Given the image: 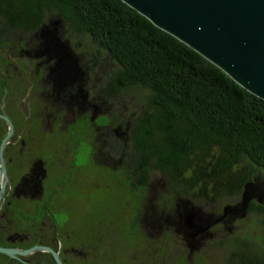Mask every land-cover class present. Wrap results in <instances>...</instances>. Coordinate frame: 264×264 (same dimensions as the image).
I'll return each mask as SVG.
<instances>
[{
    "label": "trees",
    "instance_id": "obj_1",
    "mask_svg": "<svg viewBox=\"0 0 264 264\" xmlns=\"http://www.w3.org/2000/svg\"><path fill=\"white\" fill-rule=\"evenodd\" d=\"M54 25L89 36L117 65L106 99L144 93L141 108L120 121L124 136L110 122L132 184L146 186L158 172L180 195L237 205L252 182L248 214L263 216L264 238V99L122 0H0V40ZM233 245L229 264H264L248 241Z\"/></svg>",
    "mask_w": 264,
    "mask_h": 264
},
{
    "label": "rangeland",
    "instance_id": "obj_2",
    "mask_svg": "<svg viewBox=\"0 0 264 264\" xmlns=\"http://www.w3.org/2000/svg\"><path fill=\"white\" fill-rule=\"evenodd\" d=\"M24 38L32 39L28 46L17 51L0 50L1 81H5L8 87L6 110L11 108L13 113H18V104L24 103L23 107H28L31 103L30 114L37 117L36 108L38 120L46 118L42 116L44 111L48 113L54 121L49 124L53 126L49 134L53 145L48 144V150L59 149L57 157L65 159L61 169L64 187L53 206L42 208L38 202L23 206L27 215L40 218L43 223H26L28 219L20 217L18 212L15 231L34 236V226L39 225L46 229L48 238L47 233L56 232L54 226H59L60 241H55L65 251L67 264H229L228 257L235 237L248 241L256 251L264 253L262 215L249 213L232 220L227 226L207 224L209 232L206 234L209 235L193 239L185 236L186 231H182L179 225L181 217L185 220L184 211L198 210L195 211L198 219L210 221L208 215L222 213L223 207L233 201L222 200L211 204L193 200L189 195H180L158 172L151 175L146 186L132 184L117 159L118 150L104 130L98 127L111 122L116 128L121 120L131 118L133 111L141 108L144 93L133 89L113 99L102 95L109 75L117 65L107 53H97L98 47L89 36H79L67 26L54 25L52 30L42 35ZM41 43L48 46H40ZM39 48L52 57V61L59 58L61 65L57 66L65 67L64 72L76 67L77 62L82 69L91 66L90 79L84 86L88 100L107 104V110L98 111L94 117L95 123L91 110L80 113L75 109L74 120L66 104L63 109H58L60 104L50 98L57 96L54 78L48 79L50 71L39 67L42 58L26 54ZM84 78L87 79L86 76ZM31 82L41 92L44 89L47 96L43 95L41 99L42 95L36 92L35 96L24 101ZM3 86L4 83L0 82L1 97L5 95ZM45 107L47 110H44ZM74 107L78 104L75 103ZM35 142V138L31 140V143ZM48 153L50 156L51 152ZM34 241V237L27 238L22 240V244L29 246ZM43 247L36 245L19 250H30L21 254L27 256L45 250ZM1 261L4 262L3 259Z\"/></svg>",
    "mask_w": 264,
    "mask_h": 264
},
{
    "label": "flooded vegetation",
    "instance_id": "obj_3",
    "mask_svg": "<svg viewBox=\"0 0 264 264\" xmlns=\"http://www.w3.org/2000/svg\"><path fill=\"white\" fill-rule=\"evenodd\" d=\"M47 30L50 31L52 28H48ZM47 30L40 32V35L44 34L43 32H48ZM35 35H39V33ZM31 41L32 39L29 40L28 38L0 40V50L5 48L4 50L8 52L9 50L17 51L18 48L26 46L31 43ZM40 46H45V44L41 43ZM26 54L30 57L42 58V63H39V67L50 71L51 74L48 79L54 78V91L57 96L49 97L60 104L59 110L63 109L64 104H66L68 113L73 115L74 120H76L75 109L80 113L83 110H91L93 112V116H91L93 122L98 111L107 110L106 103L103 105L102 103L98 104L97 102L88 100V92L84 86L87 80L90 79V73L92 71L91 66L88 68L85 66L86 69H82L80 63L77 62L76 67H66L69 71L64 72L65 67L58 68L57 66L61 65V60L57 58L52 61V57L48 56V54L40 48L35 49L34 52L28 51ZM85 76L87 79L84 78ZM0 82L4 83L3 88L5 94L2 97L0 95V246L18 250L28 249L36 245L46 248L45 250L35 251L27 256H22L17 252L14 256H11L0 251V264H60L53 251L58 253L60 260H62L64 264H67L64 258L65 251L56 244V241H60L59 237H61L59 226H54L56 232L52 230L47 233L48 238L45 234L46 229L39 225L34 226V236L26 233V235H23L14 230L16 229L15 224L18 212H20V217L28 219L26 223H43L40 218L27 215L25 213L26 211L22 208L31 202H38L41 204L42 208L54 205L55 198L58 200L59 194L64 187V174L61 175V173H63L61 169L63 160L65 159L63 156L57 157V154L60 153L59 149H57L59 152L57 150H48V144L53 145V142L50 141L49 138L50 129H52L53 126H49V124H53L54 122L48 113L44 111L42 116L46 118L44 120H38L39 113L36 108H34V111H36L35 116L37 117L30 114L33 107L31 103H28V107H23L24 103L16 104L18 106V113H13L11 108L9 111L6 110L7 103L5 96L8 95V87L5 81H1V74ZM41 91L31 82L23 100L28 101L32 98V95L35 96L37 93L41 94V99H43V95L46 97L47 93L44 89L43 92ZM101 99L107 102L105 98ZM75 103L78 104L76 108L74 107ZM44 110H47V107H45ZM56 120L57 119H55V121ZM95 127H97L96 124ZM98 129H103L105 135L111 139L110 135L113 128L110 124L105 123L99 126ZM114 129L118 136H124L121 123ZM34 138L37 142L31 143V140ZM53 147L55 148V146ZM48 152H51L50 156ZM117 159L119 160V158ZM50 169L52 170L50 171ZM20 217L19 220H22ZM208 217L211 218L210 221L205 219L202 221L201 218H197L196 223L199 228H202L200 232H188L182 217L179 225L182 231L183 229L186 231L184 232L185 236L189 235L188 237L198 239L199 237L209 235L206 234V232H209L207 224H215L216 226L224 224L227 226V223H229L228 219L233 218L232 215L225 217L223 211L220 214H210ZM13 222L14 224H12ZM45 222L44 224L46 225ZM49 233L51 238H49ZM32 237L36 238V241L31 244L25 242L26 245L30 244L29 246H24L22 244V240L24 241ZM48 248H51L53 251ZM2 259L4 260L3 263H1Z\"/></svg>",
    "mask_w": 264,
    "mask_h": 264
},
{
    "label": "water",
    "instance_id": "obj_4",
    "mask_svg": "<svg viewBox=\"0 0 264 264\" xmlns=\"http://www.w3.org/2000/svg\"><path fill=\"white\" fill-rule=\"evenodd\" d=\"M122 1L264 99V0ZM254 190V184L247 183L241 202L224 207V216H233L229 222L248 214ZM195 211L198 212L192 209L183 212L188 232L202 231L196 223ZM0 251L14 256L16 252L27 254L30 250L0 246ZM53 252L59 263L64 264L58 253Z\"/></svg>",
    "mask_w": 264,
    "mask_h": 264
}]
</instances>
